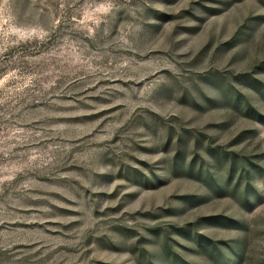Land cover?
<instances>
[{"label": "rangeland", "instance_id": "rangeland-1", "mask_svg": "<svg viewBox=\"0 0 264 264\" xmlns=\"http://www.w3.org/2000/svg\"><path fill=\"white\" fill-rule=\"evenodd\" d=\"M0 264H264V0H0Z\"/></svg>", "mask_w": 264, "mask_h": 264}]
</instances>
